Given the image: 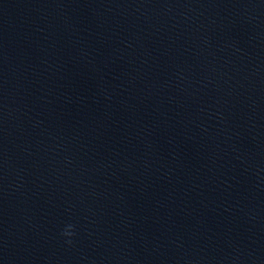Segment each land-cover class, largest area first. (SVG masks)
<instances>
[{"label":"water","instance_id":"water-1","mask_svg":"<svg viewBox=\"0 0 264 264\" xmlns=\"http://www.w3.org/2000/svg\"><path fill=\"white\" fill-rule=\"evenodd\" d=\"M0 264H264V0H0Z\"/></svg>","mask_w":264,"mask_h":264},{"label":"clouds","instance_id":"clouds-1","mask_svg":"<svg viewBox=\"0 0 264 264\" xmlns=\"http://www.w3.org/2000/svg\"><path fill=\"white\" fill-rule=\"evenodd\" d=\"M66 234H69L70 235L71 233H66Z\"/></svg>","mask_w":264,"mask_h":264}]
</instances>
